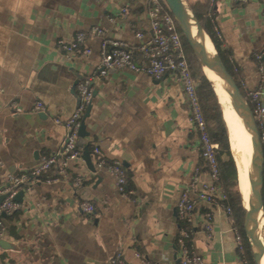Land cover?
Listing matches in <instances>:
<instances>
[{"label":"crops","instance_id":"obj_1","mask_svg":"<svg viewBox=\"0 0 264 264\" xmlns=\"http://www.w3.org/2000/svg\"><path fill=\"white\" fill-rule=\"evenodd\" d=\"M149 7V0H0V197L9 177L30 173L40 157L59 151L65 129L55 121L74 113L77 85L98 61L99 37L87 39L90 55L84 59L64 57L55 51L57 43H70L92 28L129 48L145 43ZM212 18L245 98L256 87L260 67L264 76V3L213 0ZM37 102L47 107L40 113L46 121L32 120ZM89 109L84 147L91 169L83 161L70 163L57 183H36L21 202L13 200L18 210L3 216L2 240L17 251L0 252L1 264H111L118 254L125 264H177L181 230L202 264H247L221 201L214 207L197 202L188 223L177 216L181 195L195 198L189 191L195 178L198 191L216 183L201 167L199 136L172 74L157 81L144 73L110 71L93 84ZM257 126L264 159V119ZM100 161L122 165L129 200L112 176L97 171ZM262 177L264 185V164ZM207 216L211 240L203 230Z\"/></svg>","mask_w":264,"mask_h":264},{"label":"built area","instance_id":"obj_2","mask_svg":"<svg viewBox=\"0 0 264 264\" xmlns=\"http://www.w3.org/2000/svg\"><path fill=\"white\" fill-rule=\"evenodd\" d=\"M150 7L148 10V30L149 39L147 42L137 44L129 48L124 42L109 39L103 31L92 28L86 33H79L74 36L70 43L58 42L55 51L64 57L72 59H84L90 55V50L85 47V43L89 37H99V58L91 74L83 78L77 85L76 93L78 104L76 110L71 117L65 122L55 121L65 129V135L62 139L59 151L51 157H40L37 167L30 173L17 177H9L7 186L2 195H7L6 199L0 204V240L5 232L3 216L9 217L18 210V205L13 198L20 192H29L31 187L36 183L45 185L57 183L64 177L67 167L70 163L81 162V153L77 149L78 131L83 121L84 115L90 106L93 98V84L105 77L110 71H128L132 73H144L154 80H161L166 74H172L175 81L182 88L184 97L189 107L190 120L194 130L198 133L203 157L207 163L209 174L216 185L203 187V191L197 190L198 180L195 178L189 186V191L195 198H188L186 194H182L176 206L177 216L181 221L190 222L196 203L201 202L210 206H217L220 201L225 206V212L230 220L234 223V215L232 210L226 205V195L222 186L218 184L219 171L216 163V154L218 151L217 144L213 143L208 134L206 123L202 115L199 100L197 97V84L189 69L187 56L183 45V39L171 17L168 9L162 0H149ZM232 3L244 2L247 0H230ZM264 3V0H255ZM213 0L210 1L207 13L213 27L215 37L220 41L214 20L212 18ZM124 13V11H122ZM111 23L115 19L109 20ZM138 40L142 39L141 34H136ZM260 61L261 56H256ZM264 76L261 67L259 68V79L256 87L246 93V101L248 102L253 117L256 122L264 119ZM36 113H46L47 107L41 102L35 104ZM98 155L97 149L93 150ZM97 171H105L115 180L116 187L120 195L129 200L132 196L131 192L126 189V175L122 165L114 161L105 165L104 162L98 163ZM53 175H47L51 170ZM198 171H195V175ZM94 174H97L94 173ZM81 185V179H77L75 186ZM34 206L37 202L32 203ZM83 211L87 214L93 212V208L88 205H82ZM203 230L207 236V240L212 238V219L207 216ZM235 230V229H234ZM236 244L239 254L243 260H246L245 244L235 230ZM190 236L185 230L180 231L178 238L179 257L177 264H202L199 256L193 251L190 244ZM1 264V263H0ZM111 264H125L120 254L116 255ZM145 264H150L146 262Z\"/></svg>","mask_w":264,"mask_h":264},{"label":"water","instance_id":"obj_3","mask_svg":"<svg viewBox=\"0 0 264 264\" xmlns=\"http://www.w3.org/2000/svg\"><path fill=\"white\" fill-rule=\"evenodd\" d=\"M173 18L182 39L196 59L202 72L207 78L210 87L224 104L233 107L240 118L248 135L249 152V176H250V198L242 200L243 231L248 242L249 250L254 264H264V241H261V219L264 222L263 213V151L258 131L257 122L253 117L251 108L246 99L240 93L232 78L223 67L218 53L196 17L190 12L183 0H162ZM89 107L84 115L78 131L77 143L83 148L81 160L90 170V153L84 147L85 133L84 120L89 115ZM46 115L38 113L33 122L45 120ZM236 166V164H235ZM93 171V170H91ZM24 192H19L13 200L21 202ZM7 195L0 197V204ZM13 244L0 240V252H16Z\"/></svg>","mask_w":264,"mask_h":264},{"label":"trees","instance_id":"obj_4","mask_svg":"<svg viewBox=\"0 0 264 264\" xmlns=\"http://www.w3.org/2000/svg\"><path fill=\"white\" fill-rule=\"evenodd\" d=\"M185 4L190 10V12L196 17L200 26L203 28V30L211 39L223 67L225 68L227 74L232 78V80L237 86L238 82L234 71L235 70L238 71V69L231 66L228 58L225 56L223 49L221 48V44L215 37V33L213 27L211 26V22L207 13V8H208L207 0L203 4H198V3L192 4L190 2H185ZM183 45L185 48L190 72L197 84V97L199 100L202 115L206 123L208 134L210 136L211 141L217 144L218 146V151L216 154V163L219 171L218 184L223 187L226 195V205L233 212L234 215L233 227L235 230H237L238 234L241 236L245 244L244 246L246 250L247 264H254L249 250L248 242L244 236V231H243L242 198L238 191L239 172L237 170V167L235 166L234 160L231 156L228 146V142H229L228 134L226 132L225 124L222 117V107H221L222 101L210 87L206 76L202 72L200 66L198 65L196 59L193 57L191 51L187 47L184 40H183ZM204 166H206L208 170L205 159L204 161L202 160L201 162V167L203 168ZM262 199H263V213H264V185L262 191ZM182 222L185 223V221Z\"/></svg>","mask_w":264,"mask_h":264},{"label":"bare ground","instance_id":"obj_5","mask_svg":"<svg viewBox=\"0 0 264 264\" xmlns=\"http://www.w3.org/2000/svg\"><path fill=\"white\" fill-rule=\"evenodd\" d=\"M222 117L229 129L230 146L233 160L237 170L241 175L238 190L243 201L250 198V176H249V152H248V135L243 126L242 119L236 110L228 104L222 107ZM261 241H264V222L261 219Z\"/></svg>","mask_w":264,"mask_h":264},{"label":"rangeland","instance_id":"obj_6","mask_svg":"<svg viewBox=\"0 0 264 264\" xmlns=\"http://www.w3.org/2000/svg\"><path fill=\"white\" fill-rule=\"evenodd\" d=\"M223 105H225L223 102L221 103V107H223ZM224 124H225V122H224ZM225 128H226V132H227V134H228V140H229V142H228V146H230V134H229V129H228V126L225 124ZM230 153H231V151H230ZM231 156H232V154H231ZM233 158V157H232ZM235 163V162H234ZM239 172V171H238ZM242 178H241V175H240V173H239V178H238V185H239V183H240V180H241ZM239 191V190H238Z\"/></svg>","mask_w":264,"mask_h":264}]
</instances>
